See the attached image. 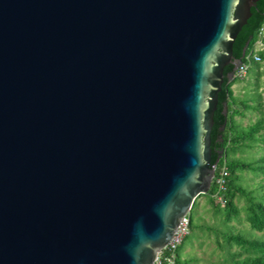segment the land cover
Segmentation results:
<instances>
[{"label":"water","instance_id":"95a60500","mask_svg":"<svg viewBox=\"0 0 264 264\" xmlns=\"http://www.w3.org/2000/svg\"><path fill=\"white\" fill-rule=\"evenodd\" d=\"M257 1L0 0V264L154 262Z\"/></svg>","mask_w":264,"mask_h":264},{"label":"trees","instance_id":"16d2710c","mask_svg":"<svg viewBox=\"0 0 264 264\" xmlns=\"http://www.w3.org/2000/svg\"><path fill=\"white\" fill-rule=\"evenodd\" d=\"M264 28V0H258L252 7V15L248 19L234 42V56L241 58L246 62L249 58L250 67L248 72L258 73L261 68V61H257L253 54L256 52V44L261 38V31ZM264 43V37H262ZM248 43V44H247ZM244 52V48L246 47ZM257 53L264 59V49ZM248 56H250L248 58ZM233 66L225 68L228 74ZM240 78L234 77L229 80L225 77L223 88L219 93V104L215 111V124L212 130V159L211 166L215 167V176L208 194L210 202L216 211L221 212L226 223L237 218L241 214V207L237 203V197H243L246 201L243 207L250 225L257 231L264 230V192L256 194L252 189H247L242 185V172L249 170L254 173L264 174V156L258 159L246 160L237 156L238 152L251 148L259 141H264V115L247 126H242L236 120L237 115H244L248 109L257 110L259 105L250 103V99H241L234 94L233 85L240 81ZM228 106L227 114L224 113L225 105ZM224 126V129L222 127ZM222 167H227L229 174L226 176L225 190L222 191L223 202L216 197L218 187L216 178L220 174ZM262 188L264 186H261ZM203 194H200L202 196ZM197 198V199H198ZM196 199V201H197ZM195 201V203H196ZM194 203V205H195ZM193 205V206H194ZM193 209V207H192ZM191 230L196 225L193 217L190 215ZM189 236V235H188ZM187 236V237H188ZM186 237V238H187ZM179 246L177 251L176 264H188L187 260H182L180 250L184 246L185 240ZM224 239L228 245L229 264H264V238H253L241 233L226 232ZM236 244L239 250L231 251V247Z\"/></svg>","mask_w":264,"mask_h":264},{"label":"rangeland","instance_id":"374dc122","mask_svg":"<svg viewBox=\"0 0 264 264\" xmlns=\"http://www.w3.org/2000/svg\"><path fill=\"white\" fill-rule=\"evenodd\" d=\"M259 49L260 47L257 46ZM234 94L241 99H250V103L260 108L257 110L248 109L244 115L236 116V120L242 126H247L264 115V59L261 60V68L258 73L248 72L245 78L233 85ZM264 132V130H262ZM246 160L258 159L264 156V141H259L251 148L238 152ZM242 185L247 189H252L256 194L263 193L264 174L254 173L246 170L242 172ZM263 191V192H262ZM208 194L200 196L190 215L193 217L196 227L191 230L186 238L184 246L180 250L182 260H187L188 264H229L228 245L225 242L226 232L241 233L248 237L264 238V230L253 229L247 219L244 206L246 201L243 197H237V203L241 207V214L226 223L221 212H218L209 201ZM240 247L234 244L231 251L239 250Z\"/></svg>","mask_w":264,"mask_h":264},{"label":"built area","instance_id":"2783aa9c","mask_svg":"<svg viewBox=\"0 0 264 264\" xmlns=\"http://www.w3.org/2000/svg\"><path fill=\"white\" fill-rule=\"evenodd\" d=\"M261 38L258 40L256 44V52L253 54V57L257 61H261V56L257 53L258 50L264 49V43L262 42V37H264V28L262 29ZM257 46L260 48L258 49ZM250 56H248L249 58ZM250 59V58H249ZM249 59L246 62H243L236 69L234 77L243 79L247 75L250 67ZM229 174L227 167H222L220 170L219 176L216 178V183L218 187L217 191V199L223 202L222 191L225 190L226 176ZM191 232V220L189 213L186 214L180 221L176 231L174 232L173 237L169 241L167 245L159 250L157 256L152 264H176L177 262V251L179 246L183 243L184 239Z\"/></svg>","mask_w":264,"mask_h":264},{"label":"flooded vegetation","instance_id":"af4514ba","mask_svg":"<svg viewBox=\"0 0 264 264\" xmlns=\"http://www.w3.org/2000/svg\"><path fill=\"white\" fill-rule=\"evenodd\" d=\"M229 65H232L233 66V68H232V70L228 73V74H230L232 71H235V65H233V64H229ZM228 65V66H229ZM227 67V66H226Z\"/></svg>","mask_w":264,"mask_h":264}]
</instances>
